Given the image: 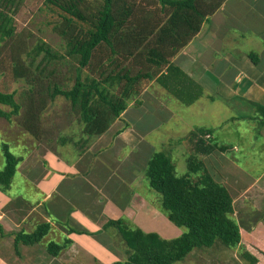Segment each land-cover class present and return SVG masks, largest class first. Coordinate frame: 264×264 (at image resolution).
<instances>
[{
    "label": "trees",
    "instance_id": "1",
    "mask_svg": "<svg viewBox=\"0 0 264 264\" xmlns=\"http://www.w3.org/2000/svg\"><path fill=\"white\" fill-rule=\"evenodd\" d=\"M20 1L0 0V42L15 33L11 13ZM223 1L150 0L144 12V5L132 0H101L95 4L91 0H44V10L57 22L54 29L65 45V56L41 43L26 59L14 61L12 77L25 84L28 94L24 95V104H20L15 93L0 90V106L10 109L7 112L0 109V118L10 122L12 117H20L21 129L38 140L37 127L46 102L62 97L78 115L81 142L74 146L82 147L104 134L129 103L136 100L137 104L144 84L155 77L161 85H170L172 89L168 92L185 106L192 105L202 98L201 88L196 85L193 92H186L181 83L187 77L171 60L198 34L204 20ZM248 58L257 65L255 54L249 53ZM60 65L74 71L70 89L61 88L56 76ZM261 110L260 122H264V109ZM213 132L200 128L190 133L194 152L187 158L188 173L182 177L176 176L170 157L163 152L154 153L146 163L148 186L160 195L167 220L185 232L170 238L173 234L169 231L167 238L156 232L141 231L124 219L109 221L107 226L117 229L127 248L126 260L111 264H176L193 251L211 249L216 243L227 249L240 247L241 234L232 219V197L213 179L201 159L217 148L216 142L204 140ZM60 144L68 142L61 139ZM1 150L4 166L0 169V192L5 193L11 187L21 158L10 153L6 142ZM50 229V224L44 222L31 233H16L13 244L15 247L40 244ZM64 248L52 241L45 247L52 257ZM242 257L248 264L257 263L245 250Z\"/></svg>",
    "mask_w": 264,
    "mask_h": 264
},
{
    "label": "crops",
    "instance_id": "2",
    "mask_svg": "<svg viewBox=\"0 0 264 264\" xmlns=\"http://www.w3.org/2000/svg\"><path fill=\"white\" fill-rule=\"evenodd\" d=\"M147 10L145 8L144 12ZM249 53L256 55L257 65L250 61ZM171 63L187 77L181 83L186 92H193L197 85L201 88L202 99L210 104L232 112L238 107L244 111L242 116L234 113L229 121L248 120L255 124L253 121L259 118L257 114L262 116L261 108L264 109V0H224ZM162 73L166 74V70ZM156 79L144 84L137 104L136 100L129 103L104 134L82 147L52 143L48 146L36 142L32 147L20 149L17 146L15 150L21 160L16 174L21 183L16 187L23 184L31 196L13 198L0 192L3 231L0 264H111L124 259L126 251L115 256L116 251L109 249L106 231H117L107 226L109 221L124 219L141 231L158 234V231H164L160 226L162 216L133 193V189L141 186V181L135 170L136 156L131 159L134 151L123 155L121 150L131 147L133 141L128 127L112 131L118 122L132 117L133 107L139 108L138 119L141 121L146 118L149 122L153 118L147 111L150 107L155 110L154 118L163 114H160L161 110L168 113V104L164 101L169 103V98H177L168 92L172 89L170 85H161ZM154 92L156 95L152 96ZM224 123L222 121L219 127L222 128ZM258 123L264 128V122ZM214 134L205 139L214 142ZM262 135L264 139V132ZM218 144L216 149L223 157L225 146ZM238 147L233 149L238 151ZM71 148L77 149L76 152ZM219 164L221 168V162ZM236 170L244 174L240 169ZM224 173L229 172L226 169ZM234 173L235 197L229 194L241 234L240 248L251 254L256 264H264V171L251 181L240 179L238 173ZM219 182L226 185L224 181ZM44 222L49 223L51 229L42 241L46 242L40 243L42 246H14L16 233H31ZM97 231L105 232L106 238L94 239ZM52 238L65 246L55 257L49 256L45 249ZM66 240L70 242L65 243ZM5 253L11 263L4 257Z\"/></svg>",
    "mask_w": 264,
    "mask_h": 264
},
{
    "label": "rangeland",
    "instance_id": "3",
    "mask_svg": "<svg viewBox=\"0 0 264 264\" xmlns=\"http://www.w3.org/2000/svg\"><path fill=\"white\" fill-rule=\"evenodd\" d=\"M132 1L147 8L150 0ZM43 2L44 0H22L16 3L15 8H13L14 11L11 13L15 33L10 39L0 42V90L4 93H15V100L20 104H24V95H26L28 88L22 81H15L13 79L12 69L14 61L26 59L27 54H33V50L41 43L50 47L58 55L65 56V45L54 29V24L57 22L50 18L49 14L44 10ZM99 2L101 0H91L92 4ZM39 59L35 64H37ZM48 70L50 71L51 68H48ZM57 71L56 76L59 79L61 88L70 89L73 85V69L60 65ZM154 95H156L155 92L154 94L152 93V96ZM161 100L163 101V98ZM168 101L169 103L164 101V104H168L166 110L169 114L165 110H161L160 114H163L158 116V118H154L155 110L150 107L147 111L150 112L151 118H153L149 122H147L146 118H143L141 121L138 119L139 108L133 107L131 108L132 117L125 120L129 123L125 121L118 122L112 131L128 127V134H130L129 136H131L133 141L131 147L127 148L126 146L121 150L123 155L134 151L131 159L136 156L135 170H137V174L139 175V182L141 181V186L135 190L133 189V193L141 196L146 201V205L148 204V206L153 208L157 215L162 216L163 220L160 222V226L164 228V231L158 232L168 238L170 234L166 231H172L173 236L170 238H174L184 233L185 229L176 228L167 220L166 213L161 206L160 195L148 186L145 176L148 159L154 153H165L170 157L174 165L176 176L182 177L188 173L187 158L194 152V141L190 139V133L200 128L213 129L215 133L214 142L225 146V149L222 150L223 157L219 156V149H215L210 156L201 157V159L205 162L206 169L213 179L219 185L225 187L231 196L235 197V192L232 188V186L235 187L232 179L235 178L234 172L238 173L236 175L240 179L251 181V178L258 177L264 171V139L262 135L264 128L259 126L258 122L263 120V117L259 114H257L259 118L253 121L255 124L248 120L229 121L234 113L237 114L236 116L243 115L244 111L240 107L232 112L223 106H218L214 103L210 104L202 98L189 106H185L184 102L178 99L173 100L169 98ZM46 105L44 113L40 116V124L37 127V132L40 135L38 140L31 138L21 129L18 124L20 117H12L10 122L0 118V169L4 166L1 150L3 142L8 143L9 151L15 157H19L18 151L15 150L17 146L20 149L32 147L35 144L34 142L48 146L51 143L59 145L61 139L67 141L68 146H71L69 144L81 142L79 141L81 139V126L78 121V115L72 111L70 102L62 97H57L55 101H47ZM0 109L6 112L10 110L5 106H0ZM151 120L157 121H153L152 123ZM222 121L225 123L220 128L219 126ZM204 140L206 142L212 141L209 138H204ZM237 146H239L238 151L233 149ZM76 150L71 148V151L76 152ZM219 162H221V168L219 167ZM228 164L230 165L227 166ZM235 167L240 169L244 174L242 175L238 172ZM226 169L229 173H224ZM20 181V176L16 174L13 184L9 189L12 193L8 190L5 194L11 195L13 198L23 199L31 196L30 190L23 184L16 187V184ZM219 181L226 182L227 186ZM161 216H159V220ZM232 219L238 225L234 214L232 215ZM95 233L93 237L96 240L106 238L104 236L105 232L97 231ZM86 234L90 235L91 233L86 231ZM106 235L110 239L108 243L109 249L116 251L114 253L115 256L123 253V250L127 252V248L121 241L118 231H106ZM55 240L57 239L52 238L51 241L59 244L58 242L60 241ZM36 247L40 246L36 245ZM42 252L47 256L45 250ZM242 253L243 249L240 247L227 249L221 244L216 243L211 249L193 251L183 262L176 264H248L243 259ZM6 254H4V257L7 259ZM124 254L125 258L117 261H125L127 253ZM47 257L51 259L49 256ZM7 261L11 263L9 259Z\"/></svg>",
    "mask_w": 264,
    "mask_h": 264
},
{
    "label": "built area",
    "instance_id": "4",
    "mask_svg": "<svg viewBox=\"0 0 264 264\" xmlns=\"http://www.w3.org/2000/svg\"><path fill=\"white\" fill-rule=\"evenodd\" d=\"M208 137V136H207Z\"/></svg>",
    "mask_w": 264,
    "mask_h": 264
}]
</instances>
